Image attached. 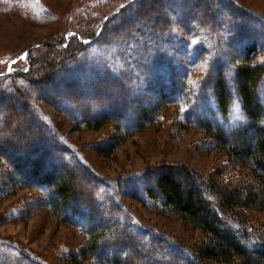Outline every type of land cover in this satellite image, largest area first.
I'll use <instances>...</instances> for the list:
<instances>
[{"label": "trees", "instance_id": "obj_1", "mask_svg": "<svg viewBox=\"0 0 264 264\" xmlns=\"http://www.w3.org/2000/svg\"><path fill=\"white\" fill-rule=\"evenodd\" d=\"M176 1L180 9L175 2L169 15L160 18L156 14L168 0H126L98 27L65 43H47L44 53L30 58L26 73L11 75L27 81L13 83L10 94L5 93L7 106L0 109V159L13 168L6 179L13 191L42 188L61 221L83 229L85 243L69 256L71 264H172L175 255L165 254L164 248L183 255L175 264H264V225L248 214L264 211V15L231 0ZM207 3L210 7L202 9ZM184 35L199 40L188 53L179 38ZM186 54H192V62L212 57L209 72L195 88L189 85ZM155 76L163 89L156 105L147 107L137 92ZM45 85L55 90L40 94ZM36 95L78 129L114 125V138L95 147L107 157L125 137L154 122L163 107L185 105L180 130L194 128L209 137L226 162L208 174L186 163L147 168L139 189L118 185L109 193L95 180L78 188L77 179L92 176L86 170L73 173L77 164L70 160L56 162L55 155L60 160L65 150L32 107ZM102 107L99 115L87 118ZM134 109L138 114L125 113ZM124 122L130 123L126 129ZM42 167L47 169L40 176ZM129 199L183 221L187 229L200 232V240L184 250L153 234ZM109 218L113 226L105 222ZM155 243L156 249L142 252ZM3 255L0 264H17Z\"/></svg>", "mask_w": 264, "mask_h": 264}, {"label": "rangeland", "instance_id": "obj_2", "mask_svg": "<svg viewBox=\"0 0 264 264\" xmlns=\"http://www.w3.org/2000/svg\"><path fill=\"white\" fill-rule=\"evenodd\" d=\"M124 1L126 0H0V109L7 106L5 95L10 94L13 83L24 84L27 81L23 76L14 79L11 76L13 72L26 73L30 58L44 53L48 49L47 43H65L68 39L72 40L77 33L98 27L100 19ZM231 1L255 14L264 15V0ZM168 2L165 4L167 8L156 14L160 18L169 15V8L175 2V7L180 9L178 1ZM209 7L210 4L207 3L202 9ZM217 8H220L219 5ZM226 9L228 12L229 6ZM181 10L185 11V8L181 7ZM179 38L185 43L187 53L199 41L189 35ZM191 55L186 54L184 58L189 69L186 71L189 85L195 88L209 72L212 57L202 55L201 59L192 62ZM91 56L93 54L90 52ZM261 59L264 60V55ZM228 73L230 74V71ZM159 81L155 76L140 86L137 92L140 104L147 107L156 105L159 91L163 89ZM31 87L30 85L28 89ZM43 87L44 89L39 91L40 94L55 90L53 86ZM106 101L103 102L104 107L107 106ZM32 107L51 129L57 146L65 150L59 154L60 160L55 155L56 162L65 164L70 160L77 164L72 170L73 173L86 170V173L94 178L86 174L81 176L77 179L78 188H83L85 184L95 180L109 193L114 191L113 188H119L118 185L126 189H139L142 184L139 183L140 175L147 168H159L169 163H186L208 174L216 166L226 162L225 155L212 147L209 137L194 128L180 130L183 114L187 109L185 105L181 108L169 105L163 107L158 115L153 116L154 122L125 137L110 157L99 155L95 147L114 138L117 133L114 125H105L98 131L78 129L75 123L70 122L65 115L38 95L32 99ZM102 110L103 107L99 108L96 114L87 115V118L99 115ZM134 111L136 109L126 110L125 113ZM75 115L73 112L72 116ZM193 116H197V112H193ZM129 126L130 123L124 122L123 129ZM42 169L43 171L38 173L40 176H43L47 168ZM11 171L13 168L0 159V254H4L5 260L17 264H71L69 256L78 254L85 243L86 235L83 229L61 221L50 208L47 192L42 188L23 186L13 191L15 186L6 179ZM129 203L133 206L134 213L142 219V223L153 230V234L165 236L168 241L182 246L184 250L200 240V232L187 229L183 221L159 215L131 199ZM248 214L253 222L264 225V211L251 209ZM105 222L113 226L115 220L109 218ZM156 246L157 243L141 250L145 254L146 250L151 251L156 249ZM164 253L175 255L174 262L184 260L183 255L174 250L164 248ZM102 254L103 251L100 255ZM156 262L163 264L161 260ZM174 262L172 264H175Z\"/></svg>", "mask_w": 264, "mask_h": 264}]
</instances>
